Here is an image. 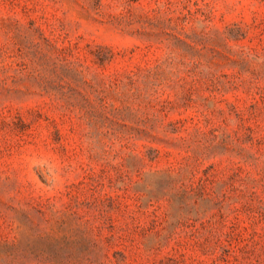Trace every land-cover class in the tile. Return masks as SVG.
Returning <instances> with one entry per match:
<instances>
[{
  "label": "rangeland",
  "instance_id": "obj_1",
  "mask_svg": "<svg viewBox=\"0 0 264 264\" xmlns=\"http://www.w3.org/2000/svg\"><path fill=\"white\" fill-rule=\"evenodd\" d=\"M0 264H264V0H0Z\"/></svg>",
  "mask_w": 264,
  "mask_h": 264
}]
</instances>
